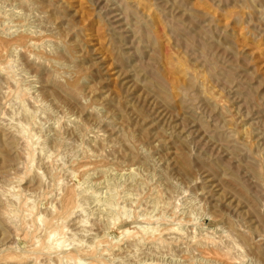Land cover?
I'll use <instances>...</instances> for the list:
<instances>
[{
    "label": "rangeland",
    "instance_id": "1",
    "mask_svg": "<svg viewBox=\"0 0 264 264\" xmlns=\"http://www.w3.org/2000/svg\"><path fill=\"white\" fill-rule=\"evenodd\" d=\"M0 38V264H264V0H0Z\"/></svg>",
    "mask_w": 264,
    "mask_h": 264
},
{
    "label": "bare ground",
    "instance_id": "2",
    "mask_svg": "<svg viewBox=\"0 0 264 264\" xmlns=\"http://www.w3.org/2000/svg\"><path fill=\"white\" fill-rule=\"evenodd\" d=\"M6 14H7V13H6ZM2 15H3V14H2ZM0 39H1V38H0ZM4 40H5V39H4ZM39 41H40V40H39ZM40 42H41V41H40ZM34 45H35V44H34ZM38 45H39V44H38ZM0 46L3 47L2 45H0ZM31 46H32V45H31ZM24 48H25V47H24ZM2 52H3V51H2ZM0 53H1V52H0ZM0 56H1V55H0ZM6 64H7V63H6ZM6 66H8V65H6ZM14 71H15V70H14ZM7 80H8V79H7ZM5 89H6V88H5ZM12 89L14 90V88H12ZM6 91H7V90H6ZM8 91H9V90H8ZM2 95H4V94H2ZM17 95H18V94H17ZM14 96H15V95H14ZM2 107H3V106H2ZM35 108H36V107H35ZM32 112H33V111H32ZM28 115H29V114H28ZM3 117H4V116H3ZM28 118H29V117H28ZM31 120H32V119H31ZM7 121H8V120H7ZM21 122H22V121H21ZM2 123H3V122H2ZM0 125H1V124H0ZM18 125H19V124H18ZM18 125H16V126H18ZM21 125H22V123H21ZM26 127H27V126H26ZM29 127H30V126H29ZM32 127H33V126H32ZM19 129H20V128H19ZM32 129H33V128H32ZM12 130H13V129H12ZM19 131H20V130H19ZM21 131H22V129H21ZM24 131H25V130H24ZM33 132H34V131H33ZM9 133H10V132H9ZM15 134H16V133H15ZM20 134H21V133H20ZM20 134H19V135H20ZM25 135L27 136V134H25ZM21 136H22V134H21ZM21 136H20V137H21ZM31 136H32V134H31ZM17 137H18V136H17ZM22 137H23V136H22ZM29 137H30V136H29ZM29 137H28V138H29ZM5 138H6V137H5ZM28 138H27V139H28ZM29 140H30V139H29ZM21 141H23V140H21ZM27 141H28V140H27ZM24 142H25V141H24ZM25 143H26V142H25ZM28 143H29V142H28ZM29 144H30V143H29ZM39 146H40V145H39ZM20 147H21V146H20ZM27 147H28V146H27ZM29 149H30V148H29ZM32 152H33V151H32ZM26 153H27V152H26ZM88 155H89V154H88ZM51 156H52V155H51ZM51 156H50V157H51ZM25 158H26V157H25ZM25 158H24V159H25ZM32 160H33V159H32ZM28 161H29V160H28ZM44 161H45V160H44ZM45 162H46V161H45ZM73 190L75 191V189H73ZM154 191H155V190H154ZM67 193H68V192H67ZM70 193H71V194H70ZM70 193H69V194H66V196L63 198L62 202H61V200H60V202H61V206L58 205V206L60 207V210L57 208L58 211H59L58 213H60V216H59L60 218H62V216L64 217V215H66V214L69 212V209H70L69 206L71 205V203H72L71 201H72V198H73V196H72V192H70ZM13 195H14V194H13ZM77 195H78V194H77ZM0 197H1V196H0ZM2 197H3V196H2ZM9 198H10V197H9ZM9 198H8V199H9ZM61 199H62V198H61ZM17 201H18V200H17ZM76 201H77V200H76ZM6 202H7V201H6ZM24 202H25V201H24ZM28 202H29V201H28ZM24 204H25V203H24ZM30 204H31V202H30ZM59 204H60V203H59ZM77 204H78V203H77ZM25 207H26V206H25ZM16 208H17V207H16ZM74 208H75V207H74ZM57 209L55 210L54 213H56ZM77 209H78V208H77ZM4 210H5V209H4ZM73 210H74V209L72 208L71 211L73 212ZM11 211H13V210H11ZM27 211H28V210H27ZM34 211H35V210H34ZM71 211H70V212H71ZM2 213H3V212H2ZM12 213H13V212H12ZM23 213H24V212H23ZM38 213H39V212H38ZM61 213H62V214H61ZM4 214H5V213H4ZM6 214H9V213H6ZM11 215H12V214H11ZM29 215H32V214H29ZM58 215H59V214H57L56 216H58ZM61 215H62V216H61ZM68 215H69V214H68ZM3 216H4V215H3ZM3 216H2V217H3ZM40 216H41V215H40ZM40 216L38 215V216L35 217V218H38L39 221H40V220L42 221V219H43L42 217H43L44 215H43L42 217H40ZM9 217H10V216H9ZM41 218H42V219H41ZM56 218H57V217H56ZM60 218H59V219H60ZM59 219H58V220H59ZM84 219H85V218H84ZM7 220H8V219H7ZM9 220H11V219H9ZM51 220H52V219H51ZM61 220H62V219H61ZM63 220H65V218H64ZM63 220H62V221H63ZM150 220H151V219H150ZM24 221H25V220H24ZM75 221H76V220H75ZM81 221H82V220H81ZM113 221H114V220H113ZM115 221H116V219H115ZM51 222H53V221H51ZM51 222H50V224H51ZM83 222H84V221H83ZM8 223H9V221H8ZM26 223H27V222H26ZM48 223H49V222H48ZM61 223H62V222H61ZM43 224H44V223H43ZM50 224H49V225H50ZM176 224H177V222H176ZM44 225H45V224H44ZM51 225H52V224H51ZM162 225H163V224H162ZM167 225H168V224H167ZM167 225H166V226H167ZM171 225H172V224H171ZM25 226H26V225H25ZM27 226H28V225H27ZM108 226H109V225H108ZM173 226H174V225H173ZM48 227H50V226H48ZM64 227H65V226H64ZM175 227H176V226H175ZM24 228H25V227H24ZM26 228H27V227H26ZM58 228H59V227H58ZM161 228H162V227H161ZM50 229H51V228H49V230H50ZM56 229H57V228H56ZM56 229L53 230V227H52V230H51V231L48 230V234H47V232H46V234H47L46 236H47V240H48V241H49V240H52V239H51L52 237H53V239L55 238V236H56V234H57V232H58V231H55ZM73 229H74V228H73ZM82 229H83V228H82ZM151 229H152V228H151ZM168 229H169L171 232H172V231L174 232V230H175V229H173V228H171V227H168ZM58 230H59V229H58ZM62 230H63V229H62ZM80 230H81V229H80ZM149 230H150V229H149ZM169 230H167V228H166V231H169ZM44 231H46V230H44ZM126 231H127V230H126ZM170 231H169V232H170ZM25 232H27V231H25ZM151 232H152V231H151ZM158 232H159V231H158ZM127 233H128V232H127ZM130 233H131V232H130ZM208 233H209V232H208ZM59 234H60V232H59ZM62 234H63V232L61 233V235H62ZM28 235H29V234H28ZM57 235H58V234H57ZM169 235H170V234H169ZM33 236H34V235H33ZM194 236H195V235H194ZM207 236H208V235H207ZM36 237H37V236H36ZM144 237H145V235H144ZM152 237H154V236H152ZM58 238H59V236H58ZM60 238H61V237H60ZM158 238H159V237H158ZM194 238H195V237H194ZM194 238H193V239H194ZM37 239H38V238H37ZM199 239H200V238H199ZM210 239H211V238H210ZM195 240H196V239H195ZM139 241H140V240H139ZM59 242L61 243V241H59ZM202 242H203V241H202ZM33 243H34V242H33ZM33 243H32V244H33ZM198 243H199V242H198ZM212 243H213V242H212ZM56 244H58V243H56ZM56 244H55V245H56ZM61 244H62V243H61ZM61 244H60V245H61ZM140 244H141V243H140ZM30 245H31V244H30ZM38 245H39V244H38ZM38 245H37V247H38V250H39V247H41L42 245H40V246H38ZM49 245L51 246L52 244H49ZM58 245H59V244H58ZM60 245H59L58 247L56 246L55 248H56V249H57V248H60ZM62 245H63V244H62ZM105 245H106V244H105ZM201 245H202V244H201ZM204 245H205V244H204ZM31 246H32V245H31ZM34 246H36V245L34 244ZM50 246H49V247H46L45 245H43L42 247H43V249H48V248H50ZM32 247H33V246H32ZM37 247H36V248H37ZM42 247H41V248H42ZM207 247H208V246H207ZM61 248H62V247H61ZM80 248H81V247H80ZM43 249H42V251H43ZM50 249H51V248H50ZM50 249H48V252H49ZM52 249H53V246H52ZM56 249H55V250H56ZM78 249H79V248H78ZM88 249H89V248H88ZM221 249H222V248H221ZM32 250H35V249L32 248ZM32 250H31V252H32ZM62 250H63V249H61V252H62ZM76 250H77V249H76ZM79 250H80V249H79ZM79 250H77L76 252H78ZM92 250H93V249H92ZM63 251H64V250H63ZM65 251H67V250H65ZM65 251L63 252V254H66ZM81 251H82V250H81ZM228 251H229V250H228ZM31 252H29V253H31ZM36 252H38V251L35 250V253H36ZM72 252H73V251H71V252L69 253V255H70ZM74 252H75V251H74ZM87 252H88V251H87ZM87 252H86V253H87ZM96 252H97V251H96ZM99 252H100V251H99ZM104 252H105V251H103V253H104ZM29 253H28V254H29ZM39 253H41V251H39V252L37 253V255H38ZM42 253H44V252H42ZM46 253H47V252H46ZM49 253H50V252H49ZM57 253H58V252H57ZM86 253H85V254H86ZM103 253L101 252V255H103ZM51 254H52V252H51ZM59 254H60V253H59ZM72 254H73V253H72ZM88 254H90V253H88ZM94 254H95V253H94ZM96 254H97V253H96ZM99 254H100V253H99ZM99 254H98V255H99ZM56 255H57V254H56ZM56 255H55V256H56ZM69 255L66 256L67 259L65 258L67 262L70 261V260H72L71 256H69ZM73 255H76V254L74 253ZM80 255H81V254H80ZM224 255H225V253H224ZM35 256H36V254H34V256H32V259H33ZM43 256H44V254H43ZM48 256H49V255H48ZM50 256H52V255H50ZM61 256H62V255H61ZM64 256H65V255H64ZM76 256H77V255H76ZM39 257H40V256H39ZM46 257H47V256H46ZM59 257H60V256H59ZM59 257L57 256L56 259H57V258L59 259ZM72 257H73V256H72ZM91 257H92V256H91ZM96 257H97V255L95 256V260H96ZM99 257H100V256H99ZM99 257H98V258H99ZM101 257H102V256H101ZM218 257H219V255H218ZM25 258H26V257H25ZM28 258H29V257H28ZM30 258H31V257H30ZM93 258H94V256H93ZM63 259H64V258H63ZM99 259H100V258H99ZM206 259H207V258H206ZM24 260H25V259H24ZM27 260H29V259H27ZM60 260H61V259H60ZM90 260H91V259H90ZM122 260H123V259H122ZM33 261H34V260H33ZM37 261H38V260H37ZM47 261H48V260H47ZM58 261H59V260H58ZM92 261H93V260H92ZM215 261H216V260H215ZM35 262H36V261H35ZM77 262H79V261H76V263H77ZM97 262H99V261H97ZM211 262H212V261H211ZM216 262H217V261H216ZM221 262H222V261H221ZM33 263H34V262H33ZM80 263H83V262H80ZM218 263H219V261H218ZM223 263H224V262H223ZM233 263H234V262H233ZM233 263H232V264H233ZM85 264H86V263H85ZM87 264H88V263H87ZM91 264H92V262H91ZM193 264H194V263H193ZM215 264H216V263H215Z\"/></svg>",
    "mask_w": 264,
    "mask_h": 264
}]
</instances>
